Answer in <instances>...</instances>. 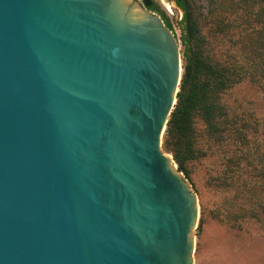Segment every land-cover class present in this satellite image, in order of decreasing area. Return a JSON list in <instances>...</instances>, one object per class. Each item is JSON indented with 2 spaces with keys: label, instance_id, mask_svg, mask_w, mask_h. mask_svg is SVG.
Masks as SVG:
<instances>
[{
  "label": "water",
  "instance_id": "1",
  "mask_svg": "<svg viewBox=\"0 0 264 264\" xmlns=\"http://www.w3.org/2000/svg\"><path fill=\"white\" fill-rule=\"evenodd\" d=\"M181 75L140 0H0V264H193Z\"/></svg>",
  "mask_w": 264,
  "mask_h": 264
},
{
  "label": "rangeland",
  "instance_id": "2",
  "mask_svg": "<svg viewBox=\"0 0 264 264\" xmlns=\"http://www.w3.org/2000/svg\"><path fill=\"white\" fill-rule=\"evenodd\" d=\"M154 1L169 19L181 58L183 13ZM188 2L207 52L226 64H244L246 36L253 34V27L245 29V25L259 6L243 0ZM221 104L222 119L234 121L223 141L209 135L200 119L195 120V147L202 157L189 165L186 178L200 200L193 264H264V91L246 78L222 94ZM236 130L247 137L246 146L232 141L230 132Z\"/></svg>",
  "mask_w": 264,
  "mask_h": 264
},
{
  "label": "trees",
  "instance_id": "3",
  "mask_svg": "<svg viewBox=\"0 0 264 264\" xmlns=\"http://www.w3.org/2000/svg\"><path fill=\"white\" fill-rule=\"evenodd\" d=\"M145 8L157 13L165 26L178 41L166 14L154 0H140ZM182 11L181 52L182 75L176 103L168 118L162 137V149L173 156L178 171L190 177L189 165L202 157L195 147V120L200 119L209 135L224 140L225 133L231 131L233 120L222 119L224 105L221 96L226 90L243 79H249L260 85L264 91V0H243L259 8L253 13V19L246 22L245 29L252 26L253 34L246 36L248 43L244 64H226L207 52L203 37L199 35L193 12L189 10L188 0H171ZM239 9V7H237ZM240 9H247L242 8ZM228 24V23H227ZM253 24V25H252ZM259 24L256 29L254 26ZM232 141L240 147L246 146L247 140L241 130L230 132ZM240 157V156H238ZM237 157V158H238ZM236 159V158H235ZM264 215V208L262 210ZM252 215H255L252 213ZM202 219L199 220L201 227Z\"/></svg>",
  "mask_w": 264,
  "mask_h": 264
},
{
  "label": "bare ground",
  "instance_id": "4",
  "mask_svg": "<svg viewBox=\"0 0 264 264\" xmlns=\"http://www.w3.org/2000/svg\"><path fill=\"white\" fill-rule=\"evenodd\" d=\"M164 3V2H163ZM166 6H170L169 4L164 3ZM169 9V8H168Z\"/></svg>",
  "mask_w": 264,
  "mask_h": 264
},
{
  "label": "flooded vegetation",
  "instance_id": "5",
  "mask_svg": "<svg viewBox=\"0 0 264 264\" xmlns=\"http://www.w3.org/2000/svg\"><path fill=\"white\" fill-rule=\"evenodd\" d=\"M169 1H171V0H169Z\"/></svg>",
  "mask_w": 264,
  "mask_h": 264
}]
</instances>
